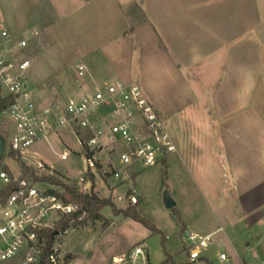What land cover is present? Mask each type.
<instances>
[{"label":"rangeland","instance_id":"374dc122","mask_svg":"<svg viewBox=\"0 0 264 264\" xmlns=\"http://www.w3.org/2000/svg\"><path fill=\"white\" fill-rule=\"evenodd\" d=\"M24 1L0 0V24H5L6 21L15 24L20 22L24 15ZM137 1L54 0L61 12L57 24H30L23 34L16 32L10 35L14 43L26 40L27 47L21 56L31 62L28 80L39 107L59 106L72 93L75 83L79 80L88 82L87 74L83 78L78 77L77 65H84L93 75L94 70H98L100 66L108 70L113 69L116 62L123 57L119 54L116 59L117 54H114L108 59L105 55L116 45V35L119 32H129L132 28L126 15L133 7L140 8L139 3L143 0ZM135 2L137 3L134 6ZM223 5H228L225 14L229 18H235L236 15L239 18V12L243 10L244 22L261 21L251 30V35L254 36L255 32L264 29L262 25L264 0H244L242 6L232 12L229 11L231 8L229 4ZM173 7L172 10L175 8ZM201 12L204 11L201 9ZM220 12L213 11L206 21L217 20L216 18L221 17ZM29 13L33 20L35 15L33 5L29 7ZM200 15L203 16L201 13ZM205 26L206 24L198 26L202 33L206 31ZM199 36L200 34L197 37L201 38ZM135 48L134 46L132 71L138 73L141 53ZM218 54L220 53L217 52L215 56L213 53L209 54L205 61L189 69L177 68L175 65L174 70L166 67L161 69L154 67L152 70L153 74L162 77L163 83L172 78L175 83L171 84H177L178 87L176 91L170 92L165 91L167 88L162 85L166 93L158 91L155 94H159L160 97L159 106H156L158 115L176 149L165 162L151 168H136L134 172L128 174V179L119 182L110 179L107 156H103L101 160L104 166H97L100 171L98 170L94 176L93 190L96 197L111 202L120 211L135 206L137 214L149 221L159 233L153 234L142 224L121 215L115 217L109 208H105L100 211L103 217L101 221L87 218L83 226L72 225L65 233L56 236L54 243L60 246L67 258L65 264H112L113 257L127 256L141 244L146 247L145 257L149 264H161L167 256L171 258L173 264H189L186 243L183 242L184 229L181 230L182 226L177 216L182 224L185 223L189 229L200 233H211L221 228L213 234L209 247L202 252V258L193 264H226L218 260L220 254H225L230 259L228 264H240V259L246 257L244 244L248 239L240 222L242 215L238 214L228 201L231 174L225 173L226 159L217 151L223 150L221 139L209 116V112H212L211 94L208 91L201 93L200 89V83L203 84L202 88L207 90L211 84L214 85L216 79H220L221 70L217 78V68H210L213 56L216 57ZM151 55L148 54V57ZM97 81L104 84L112 81V78ZM183 81L191 89L190 93H180ZM93 87L92 85L90 88ZM143 90L144 94L151 96L149 89ZM0 95L4 98L6 92L1 90ZM149 95L148 99L151 98ZM161 101L164 108H160ZM179 104L183 105L182 108H179ZM167 112H172L173 115L167 116ZM12 133L13 125L3 113L0 118V135L5 138L7 148ZM75 148L76 139L62 131L49 138L47 142L33 146L31 150L52 167L50 172H36L37 177H50L64 186H73L74 180L79 177L85 166L71 158L67 162H61L58 156L66 149ZM5 153L0 162V173L8 170L14 178H18L20 176L18 164L5 157ZM32 159L20 160L25 166L32 168L35 163ZM38 187L63 193V190L55 185L38 182ZM3 188L0 180V190ZM131 190H135L138 195L136 204L119 202L120 197L132 194ZM164 192H167L175 202V208L167 210L164 207L162 200ZM121 264H142V260L140 258L132 263L126 259Z\"/></svg>","mask_w":264,"mask_h":264},{"label":"crops","instance_id":"0c3cea01","mask_svg":"<svg viewBox=\"0 0 264 264\" xmlns=\"http://www.w3.org/2000/svg\"><path fill=\"white\" fill-rule=\"evenodd\" d=\"M24 2L21 21L17 24L6 21L5 24H0V31L5 30L11 36L16 32L23 34L30 24H57L61 17L54 0ZM224 3L231 6L229 11L232 12L241 7L244 0L141 1L140 8L133 7L126 15L132 28L129 32H119L115 37L116 45L105 55L108 58L117 54L118 59L120 54L123 58L116 62L112 70L100 66L98 70H94V75L87 70L88 82L79 80L73 85L72 92L79 87L89 89L92 85L103 86L106 83L101 84L97 80L104 78L119 79L125 84L135 82L143 94V88L149 89L151 96L148 95L151 98L148 99L146 93L145 97L158 113L160 97L155 94L158 91H176L178 87L177 84H171L175 83L172 78L163 83L162 77L153 74L154 67L174 70L176 65L177 68L189 69L205 61L209 54L213 53L215 56L219 52L218 56H213L210 68H217V78L221 70L220 79H216L214 85L211 84L207 90L200 83V89L201 93L208 91L211 94L212 112H209V116L223 147V150L217 151L226 159L225 173L231 174L228 201L242 215L240 222L248 239L244 244L247 255L240 259V264H264V29L251 35V30L261 21L244 22L243 10H240L239 18L237 15L229 18L225 14L228 5L224 6ZM31 5L35 10L33 20L29 13ZM171 6L175 8L172 10ZM217 10L221 11V17L206 21ZM199 24H206L204 33L198 28ZM198 34L201 38L197 37ZM134 46L141 53L138 73L132 71ZM148 54L152 55L148 57ZM159 58L162 59L159 61ZM162 85L167 90L163 91ZM180 90L184 94L191 91L184 81ZM160 104V108H164L163 101ZM182 106L179 104V108ZM171 113L167 112L166 115H173ZM41 160L47 164L42 157ZM183 226L184 230L188 229L201 236L213 235L221 230L219 228L204 234L189 229L185 223ZM2 246L0 238V249Z\"/></svg>","mask_w":264,"mask_h":264},{"label":"built area","instance_id":"2783aa9c","mask_svg":"<svg viewBox=\"0 0 264 264\" xmlns=\"http://www.w3.org/2000/svg\"><path fill=\"white\" fill-rule=\"evenodd\" d=\"M0 38V89L6 92L4 98L11 100L4 113L14 129L8 148L5 141V150L14 152L22 160L33 158L35 172H50L52 167L45 164L32 147L47 142L61 131L76 139V148L66 149L58 157L61 162L71 158L85 166L72 184L82 193L95 186L94 176L100 171L97 166H104L103 156L108 157L110 179L119 182L128 179V174L136 168L154 167L175 152L160 116L137 83L125 84L112 79L92 89L79 87L59 106L41 108L28 80L31 62L21 56L27 47L26 40L14 43L5 30L0 31ZM76 72L83 78L87 69L77 65ZM0 180L4 186L10 182L5 172L0 173ZM131 193L120 197L119 202L136 204L138 195L135 190ZM73 212V206L64 204L56 191L39 188L38 182L28 179L18 181L15 190L0 206L3 242L0 264H65L67 258L58 244L47 248L45 234L53 230L62 216ZM183 234L188 262L193 264L202 258L213 235L201 236L188 230ZM145 254L146 247L141 244L129 255L113 258L112 264H121L126 259L135 263L140 258L142 264H147ZM218 260L230 262L225 254H220Z\"/></svg>","mask_w":264,"mask_h":264},{"label":"trees","instance_id":"16d2710c","mask_svg":"<svg viewBox=\"0 0 264 264\" xmlns=\"http://www.w3.org/2000/svg\"><path fill=\"white\" fill-rule=\"evenodd\" d=\"M1 92V89H0ZM11 100L9 98H2L0 95V118L6 109L10 106ZM3 137V136H2ZM4 138V137H3ZM5 139V138H4ZM5 157L12 159L18 164L20 176L15 180L12 174L5 170L6 175L9 177L10 182L8 185L4 186L2 190H0V206H2L6 200V198L15 190L16 184L21 179H31L34 182H42L45 184L55 185L60 187L63 190V193H58L60 198L62 199L64 204L72 205L74 208V212L70 215H64L61 219L56 223L55 228L53 230L48 231L45 234L46 237V246L49 249L55 242L57 235H62L65 233L67 229H69L72 225H80L83 226L87 220V218L91 220L101 221L103 217L100 215V211L109 208L112 215L117 217L119 215L123 216L126 219H130L134 222L140 223L146 228L150 230L151 233H159V231L146 219L139 216L136 212L135 206H129L127 210L120 211L115 208V206L110 202L100 200L93 193L94 187H92L87 193L79 192L74 186H64L61 182L55 181L50 177H37L36 172L24 164H22L19 156L14 152L6 149ZM3 160V159H2ZM0 160V162L2 161ZM165 162L162 160L161 163ZM1 164V163H0ZM166 173L163 172V177H165ZM91 180H93V176H89ZM177 219L181 223V230L184 229V226L177 216ZM162 249L164 247L162 246ZM165 251V249L163 250ZM147 264H149L147 259ZM161 264H173L171 258L169 256Z\"/></svg>","mask_w":264,"mask_h":264},{"label":"water","instance_id":"95a60500","mask_svg":"<svg viewBox=\"0 0 264 264\" xmlns=\"http://www.w3.org/2000/svg\"><path fill=\"white\" fill-rule=\"evenodd\" d=\"M5 153V139L0 135V160L3 159ZM90 187V184L88 185V188ZM163 205L167 210H171L175 208V202L170 198L169 194L167 192L163 193L162 196Z\"/></svg>","mask_w":264,"mask_h":264}]
</instances>
